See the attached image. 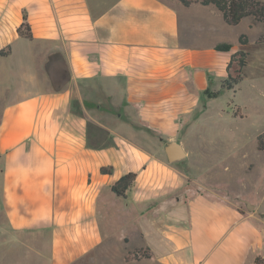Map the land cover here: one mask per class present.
I'll return each instance as SVG.
<instances>
[{
	"label": "crops",
	"instance_id": "crops-1",
	"mask_svg": "<svg viewBox=\"0 0 264 264\" xmlns=\"http://www.w3.org/2000/svg\"><path fill=\"white\" fill-rule=\"evenodd\" d=\"M193 7L228 26L215 6ZM193 7L178 0H0V51L10 47L0 57V264L264 259L260 215L201 193L180 201L186 187L175 191V214L161 209L154 168L172 164L166 144L178 142L193 115L201 119L204 92L227 77L233 52L193 45L224 29L197 21ZM24 14L33 40L17 32ZM129 172L136 182L119 198L111 187ZM141 249L150 256L134 258Z\"/></svg>",
	"mask_w": 264,
	"mask_h": 264
},
{
	"label": "rangeland",
	"instance_id": "rangeland-1",
	"mask_svg": "<svg viewBox=\"0 0 264 264\" xmlns=\"http://www.w3.org/2000/svg\"><path fill=\"white\" fill-rule=\"evenodd\" d=\"M191 9H196L193 11L197 21L203 17L202 21L208 19L211 25L224 27L217 33V38L194 40V46L214 48L219 43H229L233 52L245 48L249 57L245 78L233 90L222 89V82L210 81L209 90H221V94L216 98L203 96L206 109L201 111L200 105L197 110L203 116L197 123L196 115H193L176 137L187 157L169 166L156 164L154 175L162 181L161 209L169 215L175 214V191L186 187L176 194L180 201H187L198 193L206 194L232 203L246 214L260 215L264 221V153L257 148V137L264 132V42H258L264 36V23H254L247 17L238 26H226L207 8ZM242 34L249 38L246 47L239 42ZM192 129L202 135V139L190 134ZM197 140L202 148L198 147ZM164 145L161 143V148ZM244 201L255 208L248 210Z\"/></svg>",
	"mask_w": 264,
	"mask_h": 264
},
{
	"label": "trees",
	"instance_id": "trees-1",
	"mask_svg": "<svg viewBox=\"0 0 264 264\" xmlns=\"http://www.w3.org/2000/svg\"><path fill=\"white\" fill-rule=\"evenodd\" d=\"M184 6L190 7L193 4H201L203 6L213 5L223 15L224 22L230 26L239 25L245 18L251 17L254 23H264V1L263 0H178ZM22 38L33 40L31 26L28 22L26 14L23 16V22L17 30ZM239 42L243 47L249 44V38L246 34L239 37ZM258 42H264V36L258 39ZM233 46L229 43H219L215 46L218 52H231ZM10 53V47L0 51V57L7 56ZM58 54H52L45 64V69L48 71L53 59ZM249 52L245 48H241L232 52L230 61L227 65V77L222 81V89L233 90L245 78V68L247 66ZM209 98H216L221 94V90L211 92L209 88L204 92ZM257 148L264 153V132L257 137ZM1 158V152H0ZM103 174H112V168H102ZM137 174L129 172L121 176L111 187L112 192L119 198H126L127 192L136 182ZM241 211V210H240ZM244 213L243 211H241ZM148 249L134 252V258L149 257ZM129 258V257H128ZM256 264H264V259L256 258Z\"/></svg>",
	"mask_w": 264,
	"mask_h": 264
},
{
	"label": "water",
	"instance_id": "water-1",
	"mask_svg": "<svg viewBox=\"0 0 264 264\" xmlns=\"http://www.w3.org/2000/svg\"><path fill=\"white\" fill-rule=\"evenodd\" d=\"M165 154L170 163L182 161L187 157V153L183 145L177 141H171L166 144ZM244 203L250 211L255 208V206L251 205L248 201H244Z\"/></svg>",
	"mask_w": 264,
	"mask_h": 264
}]
</instances>
